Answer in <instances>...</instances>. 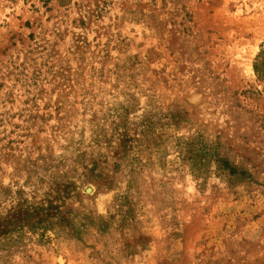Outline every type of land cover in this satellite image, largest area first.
I'll list each match as a JSON object with an SVG mask.
<instances>
[{
	"label": "rangeland",
	"instance_id": "374dc122",
	"mask_svg": "<svg viewBox=\"0 0 264 264\" xmlns=\"http://www.w3.org/2000/svg\"><path fill=\"white\" fill-rule=\"evenodd\" d=\"M0 264H264V0H0Z\"/></svg>",
	"mask_w": 264,
	"mask_h": 264
}]
</instances>
